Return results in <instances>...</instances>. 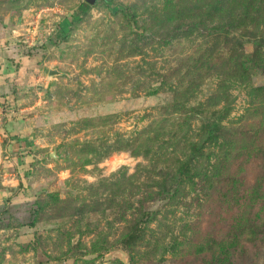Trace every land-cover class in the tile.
Instances as JSON below:
<instances>
[{
	"label": "rangeland",
	"instance_id": "obj_1",
	"mask_svg": "<svg viewBox=\"0 0 264 264\" xmlns=\"http://www.w3.org/2000/svg\"><path fill=\"white\" fill-rule=\"evenodd\" d=\"M83 3L0 0V264H264V0Z\"/></svg>",
	"mask_w": 264,
	"mask_h": 264
},
{
	"label": "trees",
	"instance_id": "obj_2",
	"mask_svg": "<svg viewBox=\"0 0 264 264\" xmlns=\"http://www.w3.org/2000/svg\"><path fill=\"white\" fill-rule=\"evenodd\" d=\"M108 3H109V5L111 7H114V6L111 5L112 3L110 1H108ZM89 8H90V5L88 3H83L79 7V9L77 10L76 14L74 15L75 19H80L88 11ZM127 15L130 16L129 13H127ZM176 177H177V184H176V186L178 187L180 185V182H181V179H182L181 178V173L178 174Z\"/></svg>",
	"mask_w": 264,
	"mask_h": 264
},
{
	"label": "water",
	"instance_id": "obj_3",
	"mask_svg": "<svg viewBox=\"0 0 264 264\" xmlns=\"http://www.w3.org/2000/svg\"><path fill=\"white\" fill-rule=\"evenodd\" d=\"M98 0H87L88 3L94 5L97 3ZM56 73H58L56 70H51L50 71V75H55Z\"/></svg>",
	"mask_w": 264,
	"mask_h": 264
},
{
	"label": "built area",
	"instance_id": "obj_4",
	"mask_svg": "<svg viewBox=\"0 0 264 264\" xmlns=\"http://www.w3.org/2000/svg\"><path fill=\"white\" fill-rule=\"evenodd\" d=\"M2 166H3V162L0 159V180H1V177H2Z\"/></svg>",
	"mask_w": 264,
	"mask_h": 264
}]
</instances>
